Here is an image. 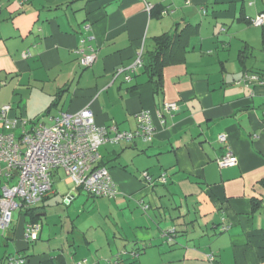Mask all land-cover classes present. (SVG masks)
<instances>
[{
	"label": "crops",
	"instance_id": "1",
	"mask_svg": "<svg viewBox=\"0 0 264 264\" xmlns=\"http://www.w3.org/2000/svg\"><path fill=\"white\" fill-rule=\"evenodd\" d=\"M262 12L264 0H0V105L11 117L51 125L90 108L98 125L134 130L146 110L154 126L151 141L99 147L118 193L86 198L67 226L41 224L25 239L51 190L28 215L17 208L0 232V264L13 254L24 264H264V23L250 22ZM186 24L185 51L162 68L160 87L141 69L114 78ZM85 46L95 50L88 67ZM164 102L178 108L160 119ZM228 148L237 163L220 168ZM76 190L61 193L66 203Z\"/></svg>",
	"mask_w": 264,
	"mask_h": 264
},
{
	"label": "built area",
	"instance_id": "2",
	"mask_svg": "<svg viewBox=\"0 0 264 264\" xmlns=\"http://www.w3.org/2000/svg\"><path fill=\"white\" fill-rule=\"evenodd\" d=\"M146 9L149 11L151 5H146ZM250 22L254 26L262 25L264 13L258 14ZM84 48L78 51L81 52L79 63L88 67L95 60V50L91 46ZM27 55L28 52L24 51L23 56ZM142 64L140 50L132 64L118 67L113 76L116 78L123 73V80L128 81L130 73L141 69ZM244 76V80L257 78L254 74ZM177 108V102H164L157 115L162 119L164 113L171 114ZM10 110L9 104L0 105V232L10 226L13 210L31 207L42 199L51 189V174L59 169L74 188L80 187L92 196L115 197L118 189L108 168L98 165L99 147L120 140L151 141L154 135V126L146 110L137 113L134 130H120L116 125H98L90 108L74 113L60 112L51 125L30 124L25 119L9 116ZM28 124L30 126L25 128ZM218 140L226 142V135L220 134ZM216 162L218 167L223 168L235 165L237 158L228 148ZM141 177L150 181L146 171L141 173ZM158 180L163 182L164 175ZM39 229V223L27 224L25 238L36 239ZM24 262L25 259L17 255L9 257L5 264Z\"/></svg>",
	"mask_w": 264,
	"mask_h": 264
},
{
	"label": "trees",
	"instance_id": "3",
	"mask_svg": "<svg viewBox=\"0 0 264 264\" xmlns=\"http://www.w3.org/2000/svg\"><path fill=\"white\" fill-rule=\"evenodd\" d=\"M23 1L24 0H20V3H22ZM153 10H154V8H151L150 9V14H153ZM163 10L164 9H160L159 8L157 10L158 11L157 14L161 15L160 13ZM262 13H264V12H262ZM259 26H261V25H259ZM190 28H191V26L188 25V24H186L184 27H181V28L176 27L171 32H164V33H162V34H160V35H158V36H156V37L153 38V40H154V48L152 50H150L149 52L146 53V57L143 59V64H142L141 70H142L143 73H145L148 76L149 80L154 84V86H156V88L160 87V84H161V73H162L161 70L165 66V64H167L168 62H172V61H174L176 59L175 57H176V53H177V50L178 49L182 53L185 51L184 48L186 46H185L184 42L186 41V35L188 34L187 30L190 29ZM9 114H10V112H9ZM16 134L18 135L17 132H16ZM98 165L105 166V162L102 161V159H101V160H99ZM57 171L58 170H56V172ZM54 174H55V172H53L51 174V179H53V175ZM75 188L82 189L80 187H75ZM47 193L42 197V199L47 195ZM92 197H97V196H92ZM256 205H257V202L256 203H253V207L254 208H256ZM33 206H35V205H33ZM33 206L27 207V208L24 207V206L21 207V209L23 208V210H22L23 214L28 215L29 212H31V210H33V208H32ZM29 223H39L40 224L39 218L33 213L32 218L30 219V221L27 222V224H29ZM40 227H41V224H40ZM39 231H40V229L37 232L36 239L38 238ZM36 239H33V240L26 239V240L28 242H32V241H34ZM17 255H20L24 259H26V256H23L21 254L8 255V256H6L3 259V264H5V261L9 257H11V256H17Z\"/></svg>",
	"mask_w": 264,
	"mask_h": 264
},
{
	"label": "rangeland",
	"instance_id": "4",
	"mask_svg": "<svg viewBox=\"0 0 264 264\" xmlns=\"http://www.w3.org/2000/svg\"><path fill=\"white\" fill-rule=\"evenodd\" d=\"M87 69L88 68H86L85 70ZM51 110H52L51 111L52 115L56 113V109L54 107H52ZM17 133H19V130H17ZM52 181L53 182L50 189L51 191L49 193L50 197L46 200V204H48L46 208L47 217L46 218L43 217L40 221L41 222L40 224L44 226V229H46L48 225L51 226L52 225L51 223L54 221H56L59 225H62V222H64V225L66 224L65 226H67L69 220L66 219L65 214L69 212L71 216H75V214L79 212L81 216V214H83V209L81 205L83 200H85L86 198L91 200L92 197L91 195L87 194L86 191L84 192L81 191L78 194L79 190H76L77 196H75L74 198L72 197V199L68 203H66L65 199L62 198L61 193L66 192L71 187L73 188V185L71 183L66 182L67 179L65 174H64V178L62 176L58 178V176L53 175ZM95 199L106 200V197H95ZM12 215H13V219L15 217H18L19 216L18 209L13 210ZM76 223H78V220L76 221ZM60 228L61 226H58V231L61 233Z\"/></svg>",
	"mask_w": 264,
	"mask_h": 264
},
{
	"label": "water",
	"instance_id": "5",
	"mask_svg": "<svg viewBox=\"0 0 264 264\" xmlns=\"http://www.w3.org/2000/svg\"><path fill=\"white\" fill-rule=\"evenodd\" d=\"M15 172H16V171H15ZM70 195L72 196V195H74V193L72 192V193H70ZM70 195H69V196H70ZM69 196H68V200H70V197H69Z\"/></svg>",
	"mask_w": 264,
	"mask_h": 264
}]
</instances>
